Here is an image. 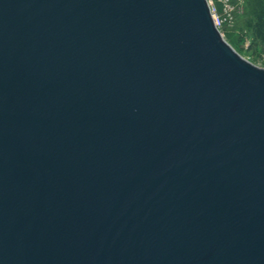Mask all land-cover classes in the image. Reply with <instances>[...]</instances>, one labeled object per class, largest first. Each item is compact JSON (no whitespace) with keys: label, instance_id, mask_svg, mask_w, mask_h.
<instances>
[{"label":"water","instance_id":"water-1","mask_svg":"<svg viewBox=\"0 0 264 264\" xmlns=\"http://www.w3.org/2000/svg\"><path fill=\"white\" fill-rule=\"evenodd\" d=\"M0 264H264V68L207 0H0Z\"/></svg>","mask_w":264,"mask_h":264},{"label":"rangeland","instance_id":"rangeland-1","mask_svg":"<svg viewBox=\"0 0 264 264\" xmlns=\"http://www.w3.org/2000/svg\"><path fill=\"white\" fill-rule=\"evenodd\" d=\"M261 17L264 20V0H245L244 12L225 41L243 58L264 68V41L255 35V25Z\"/></svg>","mask_w":264,"mask_h":264},{"label":"built area","instance_id":"built-area-1","mask_svg":"<svg viewBox=\"0 0 264 264\" xmlns=\"http://www.w3.org/2000/svg\"><path fill=\"white\" fill-rule=\"evenodd\" d=\"M214 24L225 39L235 30L240 14L244 12L245 0H207Z\"/></svg>","mask_w":264,"mask_h":264},{"label":"trees","instance_id":"trees-1","mask_svg":"<svg viewBox=\"0 0 264 264\" xmlns=\"http://www.w3.org/2000/svg\"><path fill=\"white\" fill-rule=\"evenodd\" d=\"M255 35L257 39L264 41V20L262 17L257 20L255 25Z\"/></svg>","mask_w":264,"mask_h":264}]
</instances>
